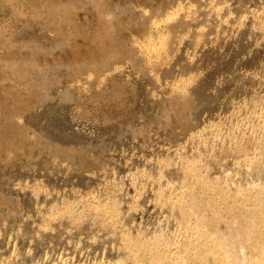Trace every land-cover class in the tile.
Listing matches in <instances>:
<instances>
[{
	"label": "rangeland",
	"instance_id": "374dc122",
	"mask_svg": "<svg viewBox=\"0 0 264 264\" xmlns=\"http://www.w3.org/2000/svg\"><path fill=\"white\" fill-rule=\"evenodd\" d=\"M256 210L264 0H0V264L264 256Z\"/></svg>",
	"mask_w": 264,
	"mask_h": 264
},
{
	"label": "bare ground",
	"instance_id": "6f19581e",
	"mask_svg": "<svg viewBox=\"0 0 264 264\" xmlns=\"http://www.w3.org/2000/svg\"><path fill=\"white\" fill-rule=\"evenodd\" d=\"M98 14V13H97ZM98 16H100V14L98 15ZM106 17V16H105ZM99 19V18H98ZM158 19V18H157ZM166 19V23L168 22V19H170V16H168V19L167 18H165ZM109 20V19H108ZM164 21V20H163ZM165 22H161L160 20H155V21H153L151 24L152 25H158V24H160V23H165ZM148 24H149V22H148ZM163 39H164V37H162V38H160L158 41H156L155 42V44H157V45H161L162 44V41H163ZM152 50H156V49H152ZM178 93H181V94H184V91H182L181 89H179V91H178ZM184 117V115L182 116V118ZM168 122L170 123L171 122V119L170 118H168ZM47 147H48V145H46L44 148H43V151L44 150H46L47 149ZM12 154V153H11ZM12 155H14V154H12ZM80 164V163H79ZM78 166V165H77ZM80 166V165H79ZM78 166V167H79ZM260 210V209H259ZM253 211V212H249L248 214H246V216H245V222H246V227H245V230L243 231V234L241 235V236H239L238 238H239V240L240 239H243V238H245V240L247 239L248 241H250L249 239H250V236L252 237L253 235H255V236H258L260 233H259V225H263V227H264V215H262V213H261V211ZM12 213V211L9 209L8 210V212H6V216H10V214ZM228 213V217H229V219L232 221V223H234L235 221V219L232 217V214L231 213H229V212H227ZM201 222V221H200ZM260 226V227H261ZM263 231V230H262ZM239 235V234H238ZM213 236V235H212ZM216 236V235H215ZM259 236H261V235H259ZM238 238H237V240H238ZM212 239V238H211ZM215 240H214V248H215V245L216 246H218V247H220V250H221V252H218L219 250H217V249H219V248H217L216 250H217V252H215L214 250H210V248L208 249L207 248V254L209 255V254H212L213 256H215L214 258H216V260L220 263V264H264V256H262V254L260 255V253L259 254H257L254 258H249V257H246V256H244L243 254H242V252H243V249H244V247L241 245V244H239L238 246H237V251L235 252V254H233V255H230V253H225L224 252V249H225V247L228 245V243L229 242H227L226 241V238L225 237H222V236H218V237H215L214 238ZM236 240V241H237ZM238 240V241H239ZM246 240V241H247ZM212 241V240H211ZM230 241V240H229ZM240 241H242V240H240ZM213 242V241H212ZM212 242L210 243L212 246H213V244H212ZM263 242V241H262ZM203 244V243H202ZM209 244V245H210ZM207 245L205 244V246L203 245V248L204 247H206ZM232 246V245H231ZM263 246H264V242H263V245H262V248H263ZM227 247H229V246H227ZM194 249V248H193ZM261 249V248H260ZM197 250V249H196ZM199 250V249H198ZM262 250V249H261ZM202 251H205V250H202ZM223 251V252H222ZM193 252V251H192ZM198 252V251H197ZM196 252V253H197ZM201 252V251H200ZM228 252V251H227ZM188 255V254H187ZM201 255V254H200ZM199 255V256H200ZM199 256H197V258L199 257ZM202 258V257H201ZM135 259V258H134ZM137 259V258H136ZM186 260V259H185ZM200 260V259H199ZM135 261V260H134ZM133 261V262H134ZM186 261H188V260H186ZM136 262V261H135ZM166 263V261H164V260H162V258L161 257H155V258H153V260L150 262V264H165ZM168 263V262H167ZM166 263V264H167Z\"/></svg>",
	"mask_w": 264,
	"mask_h": 264
}]
</instances>
